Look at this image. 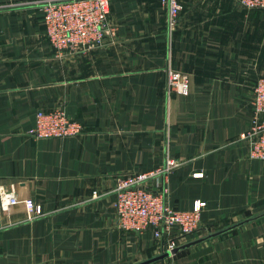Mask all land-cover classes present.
Instances as JSON below:
<instances>
[{"label": "crops", "instance_id": "0c3cea01", "mask_svg": "<svg viewBox=\"0 0 264 264\" xmlns=\"http://www.w3.org/2000/svg\"><path fill=\"white\" fill-rule=\"evenodd\" d=\"M42 0H0V186L18 202L0 211V264H264V161L241 134L264 76V9L239 0H180L171 25L160 0H110L116 35L57 54ZM190 90L168 89L167 68ZM59 107L83 130L31 134L36 112ZM177 166L150 188L179 210L204 201L198 228L156 238L117 226V179ZM194 173H199L195 176ZM40 204L29 218L25 202Z\"/></svg>", "mask_w": 264, "mask_h": 264}, {"label": "built area", "instance_id": "2783aa9c", "mask_svg": "<svg viewBox=\"0 0 264 264\" xmlns=\"http://www.w3.org/2000/svg\"><path fill=\"white\" fill-rule=\"evenodd\" d=\"M249 9H264V0H239ZM167 10L170 24L182 9L180 0H160ZM42 22L48 41L57 54L86 52L102 46L105 38H113L117 27L109 23L110 0H42L40 4ZM166 84L169 90L187 95L190 90L188 73L167 68ZM252 113L248 128L241 134L248 145L250 158L264 161V76L258 77L251 99ZM83 130L82 124L70 118L64 109L55 107L40 109L35 115L31 134L37 138L75 136ZM178 162L166 156L155 168L126 174L117 179L112 207L117 226L133 232L151 230L156 238H164L177 232L180 235L193 233L199 226L204 201H195L192 208L179 210L167 201V189L150 188V181L168 175ZM195 176L199 173H194ZM18 202L13 191L0 186V211H8ZM25 210L29 218L40 216V204L27 200ZM1 227V225H0ZM175 248L168 241L166 250Z\"/></svg>", "mask_w": 264, "mask_h": 264}, {"label": "water", "instance_id": "95a60500", "mask_svg": "<svg viewBox=\"0 0 264 264\" xmlns=\"http://www.w3.org/2000/svg\"><path fill=\"white\" fill-rule=\"evenodd\" d=\"M177 251V248H173L172 250H165L163 252H161L160 254L158 255H155V256H152V257H149L145 260H142V261H139V262H136L134 264H150L152 262H155V261H158V260H161L171 254H174L175 252Z\"/></svg>", "mask_w": 264, "mask_h": 264}]
</instances>
